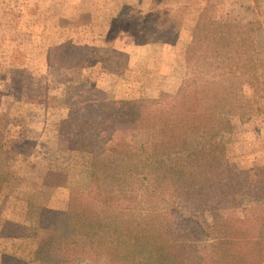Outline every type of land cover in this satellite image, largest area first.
Returning <instances> with one entry per match:
<instances>
[{
	"label": "rangeland",
	"instance_id": "374dc122",
	"mask_svg": "<svg viewBox=\"0 0 264 264\" xmlns=\"http://www.w3.org/2000/svg\"><path fill=\"white\" fill-rule=\"evenodd\" d=\"M32 3V0H0V172L6 173L0 186V264H124L122 256L110 245L108 236H98L88 244L83 240L84 243L78 242L77 245L70 240L74 235L69 227L72 202L77 204L75 208L83 206L96 211L109 206L108 213L112 214L107 215H114L119 208L118 205L114 207V203H101L104 195L100 197L91 182L96 155L111 156L109 150L123 144L129 145L132 152L138 146L146 145L144 133L129 131L130 125L119 127L121 120L115 118L113 112L118 108L117 102L149 101L155 108H169L176 105L182 93L187 95L197 90L206 94L201 101V108H205L210 102L213 104L212 93L216 92L217 99L224 98L227 102L215 113L229 124L228 131L215 140L223 149L220 163L223 167L220 168L251 170L256 178L264 174V18H236L239 14H233V18H200L194 25L185 22L183 27L188 25L182 32L181 29L171 30V26L179 21L175 15L176 0H168L169 5L163 8H154L146 17V24L137 23L142 24L140 29L136 27L137 47L151 48L148 54H137V66H157V47L163 41L173 42L171 45L180 43L177 51L166 49L161 60L164 68L168 66L170 69L161 71L166 78L160 84L166 91H159L158 79L151 76V73L155 76V70L128 72L123 69L124 56L114 57L109 53L89 56V64L101 58L109 70L102 72L105 76L100 79V73L98 77L92 68L88 73V87L70 82L71 72L67 70L61 71L63 78L54 76L57 81L51 80L55 83L51 92L56 94L57 103H51V106L67 108L69 115L57 125V133L51 134L50 138L47 135L46 143L36 149L33 142L37 135H22L17 128L22 126L19 123L26 126L28 114L38 110V103L31 102V98L43 95L44 85L38 86L43 84L41 80L35 87L36 80L55 73L49 67L79 64L86 55L62 49L52 50L50 56L46 55V61L43 55L39 56L34 43L38 37L33 39V35L27 34L26 22L18 24L25 18L24 13L29 17L34 12ZM134 10L136 13L128 7H89L94 18L113 16L128 22L126 26L131 27L135 22L133 18L144 16L143 7ZM6 14L10 16L7 18ZM167 14L171 19L164 22L170 28L154 29V25H160L156 22L167 18ZM29 20L42 22L43 18ZM48 22L46 18V25L40 30L41 50L51 41ZM148 25L153 26L152 29ZM206 28H212L214 32L209 34ZM120 32L119 28L113 35ZM217 32L228 33L226 45L212 42L213 34ZM97 41L92 40L95 44ZM154 48L156 52L152 50ZM113 62L117 67L113 68ZM44 63H47L46 68ZM50 83L48 80L46 91ZM97 83L101 86L97 87ZM116 97L131 99L112 100ZM155 102L158 103L153 104ZM126 127L128 130L122 132L121 129ZM186 141L191 150L205 146L200 135H189ZM223 170L221 173L225 176ZM126 181L120 186L129 199L120 200L122 203L118 204H123L126 215L135 219L161 214L171 207H175L177 215L192 209L169 192H154L151 178L140 183L131 179ZM118 188L114 189V194ZM207 201L202 211L193 213L192 223L196 224L190 223L189 226L213 225L211 210L214 208L236 218H251L258 213L252 209L258 200L251 192L229 197L225 202L215 197H207ZM255 230L264 234V224L257 223ZM209 237L189 241L198 256L216 251L217 244L211 235ZM40 247L43 250L37 254Z\"/></svg>",
	"mask_w": 264,
	"mask_h": 264
},
{
	"label": "trees",
	"instance_id": "16d2710c",
	"mask_svg": "<svg viewBox=\"0 0 264 264\" xmlns=\"http://www.w3.org/2000/svg\"><path fill=\"white\" fill-rule=\"evenodd\" d=\"M206 29L209 34L214 32L212 28ZM227 38V32H217L213 34L212 42L226 45ZM182 94L176 105L169 108H155L149 101L115 103L118 108L113 111L114 116L121 120L122 125L125 124L119 127L130 125L129 131L144 133L146 145L138 146L132 152L129 145L123 144L109 150L111 156L96 155L91 182L95 184L97 194L100 197L104 195L101 203H114V207L118 205L119 208L114 215H107L112 214L108 213L111 209L109 206L108 209L96 211L83 206L75 208L77 204L72 202L69 227H72L74 239L70 240L77 245L78 242L84 243L83 240L88 244L89 240L93 241L98 236H108L110 245L122 256L124 264H262L264 234L254 231V228L257 223L264 224V213L259 214L260 211L264 212V174L256 178L251 170L226 167V175L222 176L223 169L220 167L223 165L220 163L223 149L215 140L228 131L229 124L218 118L215 112L225 107L227 99H217L216 92L212 93L215 98L213 104L210 102L201 108V101L206 97L204 91ZM127 128L121 129L122 132ZM192 134L200 135L205 146L189 149L186 138ZM5 177L6 173L2 170L0 186ZM149 178L154 192H169L192 209L177 215L175 207H171L164 213L136 219L130 214L126 215L123 211L125 206L118 203L129 198L121 190L120 184L130 179L146 182ZM117 186L118 191L114 194ZM248 192L258 200L252 208L258 213L251 218L224 215L219 208H214L211 210L213 225L189 226L194 221L193 213L202 211L208 202L207 197L225 202L229 197ZM209 235L217 244L216 251L198 256L191 249L189 241H201L210 238ZM42 250L40 247L37 254Z\"/></svg>",
	"mask_w": 264,
	"mask_h": 264
},
{
	"label": "crops",
	"instance_id": "0c3cea01",
	"mask_svg": "<svg viewBox=\"0 0 264 264\" xmlns=\"http://www.w3.org/2000/svg\"><path fill=\"white\" fill-rule=\"evenodd\" d=\"M28 0H24V2ZM33 6H35L34 12L28 15H24L25 18L21 19L18 22L19 25L24 24V28H27V34L33 35V39L38 37V41L36 43L38 50L37 54L39 56L43 55L46 61V55L50 56L52 50H62L65 49L66 52L75 50V53H81L85 56V58H81V62L79 64L70 63L66 66L55 65L53 67H49V70H54L55 73L47 75V77H43L44 79L38 78L34 84L35 87L39 84L37 81H41L43 84L38 86H43L44 94L38 97L31 98V102L38 103V110L34 113L28 114V123L26 126H23L25 123H19L22 125L21 127H17L20 134L24 135H37V138L34 139L35 148L37 146L46 143V136L50 138L51 134L54 135L57 133L56 128L57 125L64 122L68 118V109L63 107L51 106V103L56 102V94L51 92L52 86H54L51 80L57 81L54 77L59 76L63 78V73L61 71L67 70L69 73V81L70 82H78L80 86H89L88 73L93 70L97 72L100 79L105 76L102 72L108 71V67L105 66L104 60L101 58L96 59L95 63L89 64L88 61L89 56H98L104 55L105 53H109L111 56L118 57L124 56L125 64L123 65V69L128 72H135L139 70H145L148 72L149 70H155L157 73L154 76V73H151L152 77H156L159 82V91H166L164 85L162 83V79L164 80L166 76H163L161 73L162 70H170L168 66L164 68L163 55L166 49H172L177 51L180 46V43H176L171 45L172 43L168 41H163L160 46L152 49L154 52L157 51V66L149 67L145 66V64H139L137 66L136 57L138 53L148 54L151 48H138L136 45V27L138 29L141 28L142 24H146L145 20L148 16L149 12H152L154 8L157 7H165L168 6V0H32ZM177 12H175L176 18H179L178 23L175 26H171V30H186V25L188 24H196L200 18H233V14H239L236 18H264V0H176ZM89 7H128L133 8V12L136 13L137 7L144 8V16H139L140 18H133L135 22H133V26H126L129 23L121 21L120 18H114L113 16H108V18H94L90 15ZM25 8V7H24ZM26 8L27 5H26ZM131 10V9H130ZM219 13V15H217ZM92 14V13H91ZM134 14V13H133ZM7 18L10 14H6ZM136 15V14H134ZM170 15V14H169ZM168 14L167 18H164L156 23L160 22V25L150 26L149 29L157 30H167L169 25L165 22H168V19H171ZM22 17V16H21ZM134 17V16H133ZM137 17V16H136ZM142 17V18H141ZM28 18V19H26ZM32 18H43V21H35L30 20ZM46 18L49 21V40L50 43L46 46L44 50H41V42L39 41L41 38L40 30L46 25ZM26 19V20H25ZM22 21V22H21ZM29 21V22H28ZM165 21V22H164ZM187 23L184 27L183 24ZM0 23L1 20H0ZM196 26V25H195ZM130 27V28H129ZM119 34L113 35L114 32L119 31ZM184 28V29H183ZM195 28V27H194ZM146 29V28H145ZM148 30V29H147ZM25 32V33H26ZM149 33V32H148ZM170 33V32H169ZM169 33L166 35L169 38ZM36 35V36H35ZM166 38V37H165ZM93 39H98L97 44L93 43ZM124 41V43H121ZM121 43V45H120ZM149 49V50H148ZM10 53V52H8ZM12 53V52H11ZM155 54V53H153ZM117 60V59H116ZM169 61V59H168ZM173 62V61H172ZM174 63V62H173ZM45 64V68L47 67V63ZM95 64V65H93ZM113 68L117 67V63H112ZM159 64V65H158ZM94 67H93V66ZM153 65V64H152ZM41 66V65H40ZM49 66V65H48ZM141 66V67H140ZM118 69V68H117ZM172 70L174 69V65H172ZM111 70V67H110ZM145 72V73H146ZM46 76V75H45ZM48 78V79H47ZM168 79V78H167ZM166 79V80H167ZM50 80V83L47 87H49L48 91L45 90L47 81ZM66 79V81H68ZM84 84V85H83ZM97 87H100L101 84H96ZM104 85V84H102ZM84 86V87H85ZM55 87V86H54ZM42 88V87H41ZM45 90V91H44ZM52 93V94H51ZM128 97H116L112 100H130ZM19 133V132H18ZM26 140V139H25ZM50 140L48 139V142ZM50 147V145H49Z\"/></svg>",
	"mask_w": 264,
	"mask_h": 264
}]
</instances>
